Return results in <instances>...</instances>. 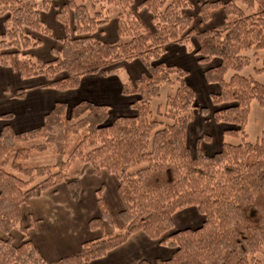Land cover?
<instances>
[{
    "label": "trees",
    "instance_id": "obj_1",
    "mask_svg": "<svg viewBox=\"0 0 264 264\" xmlns=\"http://www.w3.org/2000/svg\"><path fill=\"white\" fill-rule=\"evenodd\" d=\"M56 2L0 0V65L22 78L42 77L44 86L59 90L77 88L85 75L107 76L120 62L138 60L144 69L121 84L120 92L130 97V112L110 117L107 103L56 101L35 126L15 130L3 124L0 231L19 229L22 240L14 245L10 237L0 238V264H88L136 231L172 249L168 258L139 264H264V136L249 141L245 132L251 101L264 108V84L241 74L250 63L244 52L253 50L256 56L264 49V0ZM217 8L223 10V25L206 26ZM138 9L146 11L149 23ZM48 11L58 32L44 18ZM111 13L117 39L107 41L97 34ZM41 37L58 42L49 46L44 60L31 53ZM189 38L190 51L209 63L205 80L217 86L210 96L212 118L221 123L223 137L241 138L222 140L210 154L189 145V122L203 108L188 70L163 60L169 44ZM229 70L232 74L225 78ZM262 72L264 57L254 68V73ZM164 84L171 91L153 109ZM23 94V89L17 91V96ZM49 147L52 164L30 161ZM76 160L95 173L105 169L114 175L122 207L113 213L98 191L100 215L89 220V227L107 223L115 230L84 240L76 252L49 263L26 237L20 206L60 183L78 197L79 170H71ZM189 206L202 216L200 225L175 229L173 214Z\"/></svg>",
    "mask_w": 264,
    "mask_h": 264
},
{
    "label": "crops",
    "instance_id": "obj_2",
    "mask_svg": "<svg viewBox=\"0 0 264 264\" xmlns=\"http://www.w3.org/2000/svg\"><path fill=\"white\" fill-rule=\"evenodd\" d=\"M198 1L200 0H197V2ZM146 17L148 20L147 22H149V15L147 13ZM48 21L54 22L55 19L52 17L51 20ZM223 23V10L217 8L211 12V18L206 26H222ZM107 24L99 29L98 34L102 39L114 41L117 39L116 22H114L113 25V34L109 36L112 38L111 40L103 38ZM55 25L57 26V23ZM180 47L182 46L178 44H169L163 56V60L169 64H175L186 68L188 70L187 79L194 89H196L197 94L200 89H217L215 84L207 83L205 80L203 76L205 67H199L197 70L194 67V72L190 73L191 70L186 61L188 55H186L185 52L187 50H182ZM189 55L193 60L196 57L191 51H189ZM132 62L139 63L138 60L125 63L133 64ZM140 65L142 66V64ZM114 68H116V66H114ZM143 69L142 66L140 72L136 76H138ZM112 72L107 76L100 74L85 75L82 77L77 88L59 90L44 86L45 80L42 77L22 78L13 68L0 65V117L3 116V114L10 117L9 120H6L5 117H1L0 129L6 122L10 123L15 130H25L35 126L41 122L43 114L56 101H64L70 105L74 104L79 99H87L93 102L107 103L110 106V112L113 107L123 109L122 112H119L120 114L130 112V97L120 92L122 82H116L114 88L111 89L102 88L103 83H92V80L96 78L107 79L111 77ZM34 78L38 80V87L33 88L30 86L31 88L27 89L29 84L27 85V83H25L26 80ZM85 79L89 80L85 81ZM87 83L88 85L91 84L90 92L83 90ZM19 89L24 90L22 96H17V91ZM49 89L72 95L66 96L67 99L63 97L59 100L48 102ZM38 95L39 105H34L33 99ZM218 148L219 146L214 148L212 152L216 151ZM78 170V178L81 186L78 197H72L66 185L60 183L54 188L42 191L40 195L30 198L26 203L20 206L21 224L26 226V237L33 243L36 250L45 261L49 263L76 252L84 240L95 238L115 230V227L113 228L107 223H102L101 226L97 228L89 227V220L100 215L96 201V191L102 193V198L113 213L116 214L122 207L117 191V181L114 175L105 169H101L98 173H95L92 167L87 164L82 165ZM107 182L110 185L109 193ZM188 214L196 215V219L198 218V220L196 222H194V220L191 222L187 221L186 216ZM176 221H178L179 224H177ZM201 221L202 216L194 206L177 210L173 214L175 229L196 227L200 225ZM7 237H10L12 243L17 245L22 240V233L19 229H12L9 234L0 231V238ZM171 252L172 249L164 242L151 239L142 231H136L132 233L125 242L111 249L104 256L89 261L88 264H139L141 260L154 262L156 259L168 258ZM10 264L19 263L13 262Z\"/></svg>",
    "mask_w": 264,
    "mask_h": 264
},
{
    "label": "rangeland",
    "instance_id": "obj_3",
    "mask_svg": "<svg viewBox=\"0 0 264 264\" xmlns=\"http://www.w3.org/2000/svg\"><path fill=\"white\" fill-rule=\"evenodd\" d=\"M193 3H196L197 0H190ZM61 0H57V4H60ZM196 7L190 11L191 14L195 15L196 13ZM50 13L45 12V17L48 20H51L53 16V13L51 11H48ZM138 15L142 18V20L144 22H147V17H146V12L144 10H140L138 9ZM56 21H50V25L52 26L54 31H59L57 26L55 25ZM114 22H115V14L111 13L110 15V20L109 23L107 24V26L105 27L106 30L104 31V36L103 38H108V40H111L112 38H110V34H113L114 32ZM149 23V22H147ZM197 25V24H196ZM104 28V29H105ZM56 35V34H55ZM100 38H102L99 34H97ZM96 35V36H97ZM39 36V35H38ZM42 43L40 46H38L37 48L33 49L31 51V53L33 54V58H40L41 60L47 59V57L49 56V46L50 45H57L58 42L55 39H47V37H41ZM179 45V44H178ZM182 47H180V49L184 50L186 49L187 51L185 52L186 55H188L186 57V61L188 64L189 69L191 70L190 73L194 72L193 68L195 67V69L197 70V68L199 67H206L209 63H204L201 62L197 59V57H195V59L193 60L192 57L189 55V51L193 46L192 40L191 38H189L186 42H184L183 44H180ZM192 53V52H191ZM171 54V53H170ZM181 54V53H180ZM193 54V53H192ZM244 54L248 55L250 57V63L248 66H246L245 68L242 69L241 74L243 75H249L252 74L256 80H258L259 82L264 84V72L256 74L254 73V68L255 67H259L260 66V61L261 59L264 57V49L257 51L256 56L254 55V51L250 50L247 52H244ZM194 55V54H193ZM174 57H177L176 55H173ZM133 63V62H132ZM141 63L139 62H134L133 64H129V63H125L122 62L120 64H116L114 66H116V68L113 69L112 75L111 77L107 78V79H100V78H96L94 80H92V83L96 82V83H103L102 88H114L116 82H124L125 80L129 79V78H133L135 77L141 70ZM113 66V67H114ZM232 74V71L229 70L226 75L225 78H229V76ZM89 80V79H85ZM38 80L37 79H31V80H26L25 83H27V85L29 87H27V89H30L32 86L33 88H37L38 87ZM50 91H48L49 94V100L48 102H52L53 100H59L61 98H66V96L72 95V94H67V93H61L60 91L54 90V89H49ZM83 90H86L88 92L91 91V84L88 85V83L85 85V89L83 88ZM216 89H198L199 93H198V104L199 107L203 108L200 111H196V115L194 116L193 120H191L189 122L188 125V140H189V145L191 150H195L197 147L199 148V150L202 153H211L214 148L218 147L221 143L222 140L224 141H229V142H239L241 140L240 137H231V136H222L221 134V123L214 121V119L212 118V112L214 111V105L211 104L210 101V96H211V92L215 91ZM170 87L167 84H164L161 89H160V95L158 98H156L155 100H153L152 102V107L153 109H155L157 107L158 104H163L166 95L170 92ZM17 99H19L18 97H16ZM34 105H39V95L37 97H35L33 99ZM15 103V102H14ZM123 109H119V107H113L111 112H110V117L113 116L114 114H117L119 112H122ZM2 118L5 117L6 120H9L10 117H8V115H3L1 116ZM0 117V119H1ZM245 132L247 134V140L249 141H255L256 139H260L262 136H264L263 132H264V108L261 107L258 102L256 100H252L250 103V109H249V114H248V118H247V124L245 127ZM204 133V134H203ZM31 162H33L34 164H52L54 162V157H53V152L52 149L49 147L48 152L43 153V154H39V153H35L31 156L30 159ZM86 163H81L78 160H76L72 166H71V170L73 169H79V167H81L82 165H84ZM89 165V164H87ZM107 186H108V193L110 190V185L107 182ZM98 196V191H96ZM99 195L102 197V193L99 192ZM117 212V211H116ZM196 215H190L188 214L186 216L187 221H193L196 222L198 220V218L196 219ZM180 221V219H179ZM118 222L121 223V221L118 219ZM177 224L178 221H176ZM118 230H116L115 232H117Z\"/></svg>",
    "mask_w": 264,
    "mask_h": 264
}]
</instances>
